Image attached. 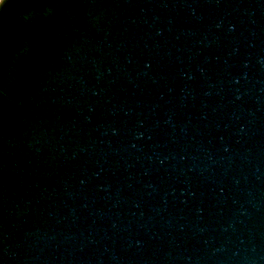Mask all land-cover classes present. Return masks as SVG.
Masks as SVG:
<instances>
[{"label":"water","instance_id":"obj_1","mask_svg":"<svg viewBox=\"0 0 264 264\" xmlns=\"http://www.w3.org/2000/svg\"><path fill=\"white\" fill-rule=\"evenodd\" d=\"M0 264H264V0H17Z\"/></svg>","mask_w":264,"mask_h":264},{"label":"clouds","instance_id":"obj_2","mask_svg":"<svg viewBox=\"0 0 264 264\" xmlns=\"http://www.w3.org/2000/svg\"><path fill=\"white\" fill-rule=\"evenodd\" d=\"M17 0H0V19L8 16L15 7Z\"/></svg>","mask_w":264,"mask_h":264}]
</instances>
